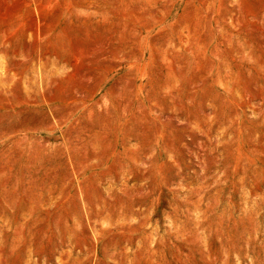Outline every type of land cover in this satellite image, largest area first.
<instances>
[{
    "label": "rangeland",
    "instance_id": "374dc122",
    "mask_svg": "<svg viewBox=\"0 0 264 264\" xmlns=\"http://www.w3.org/2000/svg\"><path fill=\"white\" fill-rule=\"evenodd\" d=\"M0 264H264V0H0Z\"/></svg>",
    "mask_w": 264,
    "mask_h": 264
}]
</instances>
